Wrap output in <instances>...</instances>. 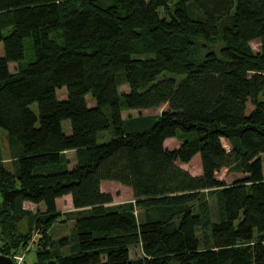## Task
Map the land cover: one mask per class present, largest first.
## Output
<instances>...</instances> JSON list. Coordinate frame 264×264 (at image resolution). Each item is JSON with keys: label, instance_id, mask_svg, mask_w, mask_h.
<instances>
[{"label": "trees", "instance_id": "1", "mask_svg": "<svg viewBox=\"0 0 264 264\" xmlns=\"http://www.w3.org/2000/svg\"><path fill=\"white\" fill-rule=\"evenodd\" d=\"M194 38L225 45L195 61L185 53ZM25 39L34 58L11 74ZM255 40L260 52L251 55L245 46ZM0 43V129L12 161L2 163L0 146V256L19 254L40 228L35 264H264V103L255 74H264V0H0ZM161 106L142 128L122 118ZM169 139L179 145L166 148ZM196 155L201 174L193 176L178 164ZM223 168L242 178L225 185L216 178ZM106 181L129 188L133 203L113 205ZM210 190H218L217 222ZM67 195L74 237L58 246L74 247L63 256L48 230ZM133 247L140 255L131 257Z\"/></svg>", "mask_w": 264, "mask_h": 264}, {"label": "rangeland", "instance_id": "2", "mask_svg": "<svg viewBox=\"0 0 264 264\" xmlns=\"http://www.w3.org/2000/svg\"><path fill=\"white\" fill-rule=\"evenodd\" d=\"M193 47H191L189 50H185L186 54H189L195 61L201 60L205 54L208 51H214L215 53H218L219 50L225 45L221 41H206L202 38H194L192 40ZM25 45V57L24 60L21 63L14 64L11 63L9 65V71L11 74H16L20 72L28 63L32 62L34 55H33V49L32 44L29 41V39L24 40ZM245 49L251 54L256 55L260 52V43L258 40L250 41L246 44ZM190 51V52H189ZM2 44L0 43V56L2 55ZM184 54V53H183ZM88 68H90L91 64L88 63ZM257 77V99L264 103V74L255 73ZM162 76H171L169 73H164ZM180 78H178L179 80ZM117 90L120 95L126 93L128 91V87L123 79L122 75H119L117 77ZM58 97L60 99L65 98V89L60 90L58 92ZM87 102L89 106L94 105V101L91 99L90 96H87ZM32 110L37 113V105L34 104L32 107ZM252 106L250 104L247 105V110L251 111ZM166 109V106H161L160 108H153V109H142V110H123L122 111V118L126 123H129L130 126H134V128H142V126L149 124L154 119L158 118V116L161 114L162 111ZM62 128L64 133L67 135L70 134V123L69 121H63ZM0 146L2 149V154L4 156V159H2V163L6 165V167H11V160L8 156L7 152V144H6V132L0 129ZM110 139L109 133H102L98 136L97 143L103 144L108 142ZM222 144L226 150H228L229 143L225 140H222ZM179 145V143L175 139L167 140L165 143V147L168 149H174ZM64 154L65 159L68 162V166L72 167L75 163V152L74 151H67ZM4 160H9V163H4ZM10 164V165H9ZM181 168L188 171L191 175L197 176L201 174V163H200V157L199 155H196L188 164H178ZM216 178L220 181H222L225 185H231L234 182H236L238 179L242 178V174L235 173L231 170H228L226 168L221 169L217 174ZM101 191L105 193H109L113 197V205L123 204V203H133L132 193L131 190L127 187H124L116 182H102L101 184ZM217 192L218 190H210L205 191V197L208 202L211 218L213 222H217L220 217L219 209L217 206ZM66 204V203H65ZM65 204L60 201L59 203V209L60 211H63L62 214H60L61 220L55 221L51 227L48 230V236L53 242L55 247H59V242L62 239H69L71 240L72 237H74L73 232V221H70L69 219H66V214L68 208L65 206ZM43 206V204H40ZM33 213L42 214L40 210H37L33 208ZM134 214L136 216L137 222L140 224L143 221V214L140 209H135ZM65 215V217H64ZM177 223V221L174 220V224ZM26 230V224L25 221H21L19 223V231L20 233H24ZM133 234H136V232H132ZM199 238L202 237V232H198ZM257 236L255 237V239ZM74 247V243H71L70 245L60 248L59 247V254L63 256H67L72 252V249ZM137 255H140V249L139 247H133L131 249V257H136ZM36 263V254L35 252L28 253L22 264H35Z\"/></svg>", "mask_w": 264, "mask_h": 264}, {"label": "built area", "instance_id": "3", "mask_svg": "<svg viewBox=\"0 0 264 264\" xmlns=\"http://www.w3.org/2000/svg\"><path fill=\"white\" fill-rule=\"evenodd\" d=\"M43 238L42 231L40 228H34L31 235L29 236L23 250L16 255L11 256L13 264H21L25 256L30 252H35L40 247L41 240Z\"/></svg>", "mask_w": 264, "mask_h": 264}, {"label": "crops", "instance_id": "4", "mask_svg": "<svg viewBox=\"0 0 264 264\" xmlns=\"http://www.w3.org/2000/svg\"><path fill=\"white\" fill-rule=\"evenodd\" d=\"M169 140H171V139H169ZM165 143H166V141H165ZM3 159H4V156L2 157ZM9 163V160H4V163ZM10 165V164H9ZM6 166V165H5ZM102 184V183H101ZM102 188V187H101ZM60 201H62L64 204H65V206L68 208V210H67V213H69V212H73L74 211V209L72 208V204H71V198H70V196L69 195H67V196H64V197H62V198H58L57 200H56V210H57V215L58 216H60V214H62L63 213V211H60V209H59V203H60ZM0 204H1V198H0ZM23 208L25 209V210H28V211H30V212H32L33 213V208H35V209H37V210H40L41 212H44L45 211V208H44V206H42V205H40V204H38V205H36V204H32V203H28V202H25L24 204H23ZM62 217V216H61ZM71 221V220H70Z\"/></svg>", "mask_w": 264, "mask_h": 264}, {"label": "water", "instance_id": "5", "mask_svg": "<svg viewBox=\"0 0 264 264\" xmlns=\"http://www.w3.org/2000/svg\"><path fill=\"white\" fill-rule=\"evenodd\" d=\"M0 264H13V263L10 257L0 256ZM48 264H54V262H49Z\"/></svg>", "mask_w": 264, "mask_h": 264}]
</instances>
